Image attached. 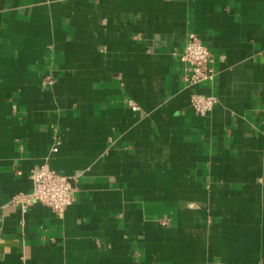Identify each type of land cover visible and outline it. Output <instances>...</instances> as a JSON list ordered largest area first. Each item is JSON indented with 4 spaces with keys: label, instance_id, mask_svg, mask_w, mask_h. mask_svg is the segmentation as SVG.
I'll list each match as a JSON object with an SVG mask.
<instances>
[{
    "label": "crops",
    "instance_id": "obj_1",
    "mask_svg": "<svg viewBox=\"0 0 264 264\" xmlns=\"http://www.w3.org/2000/svg\"><path fill=\"white\" fill-rule=\"evenodd\" d=\"M42 163L62 217L12 203ZM0 264H264V0H0Z\"/></svg>",
    "mask_w": 264,
    "mask_h": 264
},
{
    "label": "built area",
    "instance_id": "obj_2",
    "mask_svg": "<svg viewBox=\"0 0 264 264\" xmlns=\"http://www.w3.org/2000/svg\"><path fill=\"white\" fill-rule=\"evenodd\" d=\"M175 54L184 63L183 78L186 87L192 88L212 81L215 74L212 66L213 54L196 34H191L183 50ZM190 102L196 113L205 116L215 108L218 97L214 94L193 91ZM128 103L133 109L138 106L134 99H130ZM31 178L32 190L17 194L12 203L20 206L23 212H26L33 204L41 203L62 217L75 201V187L72 178L52 170L47 163H42L33 170Z\"/></svg>",
    "mask_w": 264,
    "mask_h": 264
}]
</instances>
